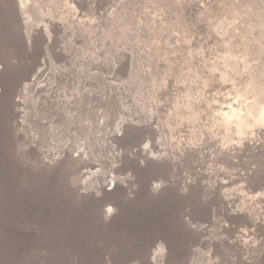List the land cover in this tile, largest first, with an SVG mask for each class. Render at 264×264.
Masks as SVG:
<instances>
[{
	"label": "rangeland",
	"instance_id": "374dc122",
	"mask_svg": "<svg viewBox=\"0 0 264 264\" xmlns=\"http://www.w3.org/2000/svg\"><path fill=\"white\" fill-rule=\"evenodd\" d=\"M263 37L264 0H0V264H264Z\"/></svg>",
	"mask_w": 264,
	"mask_h": 264
},
{
	"label": "bare ground",
	"instance_id": "6f19581e",
	"mask_svg": "<svg viewBox=\"0 0 264 264\" xmlns=\"http://www.w3.org/2000/svg\"><path fill=\"white\" fill-rule=\"evenodd\" d=\"M24 1V0H23ZM20 2V1H19ZM26 3V2H25ZM21 4V3H20ZM212 5H213V3H211ZM230 4V3H229ZM244 5V4H243ZM242 5V6H243ZM249 5V4H248ZM22 6V5H21ZM232 6V5H231ZM231 6H230V9H231ZM248 7V6H247ZM15 8V7H14ZM24 8V7H23ZM22 8V9H23ZM245 8V7H244ZM213 9V8H212ZM225 9V8H224ZM21 10V9H20ZM241 10V9H240ZM234 11V10H233ZM232 12V11H231ZM250 12V11H249ZM114 15V14H113ZM120 16V15H119ZM124 17V16H123ZM248 18H249V16H248ZM124 19V18H123ZM225 19V18H224ZM236 19V18H235ZM119 21V20H118ZM121 21V20H120ZM117 22V21H116ZM233 22V21H232ZM127 23V22H126ZM116 26V25H115ZM118 26V25H117ZM254 28V27H253ZM112 29V28H111ZM121 29V28H120ZM119 30V29H118ZM258 31V30H257ZM254 32V31H253ZM110 35V34H109ZM114 35V34H113ZM255 36V35H254ZM153 38V37H152ZM264 38V37H263ZM235 39V38H234ZM254 39V38H253ZM153 41V40H152ZM255 41V40H254ZM154 42V41H153ZM239 42V41H238ZM253 43V42H252ZM259 46V45H258ZM239 47V46H238ZM203 48V47H202ZM260 48V47H259ZM264 49V48H263ZM263 51V50H262ZM236 55L237 54H235L231 49H227L225 52H224V57L226 58V64H225V66H227V67H229V70H227V72H228V74H226V72H225V74L227 75V76H230V77H233V74L232 73H234L235 72V63L234 62H232L231 61V58H235L236 57ZM254 55V54H253ZM222 58V57H221ZM245 61V60H244ZM225 62V61H224ZM237 68H238V66H237ZM223 70V69H222ZM168 72V71H167ZM223 73V72H222ZM235 74V73H234ZM244 74H246L245 76H244V78L239 82V83H235V84H233V88L236 90V93H238V95L240 94L241 96H244L245 98H248L250 101H248L247 102V104H246V106H247V108L249 107L250 109H264V58L257 64V65H252L250 68H249V70H247V72H245ZM228 79V78H227ZM239 80V79H238ZM236 93H234V94H236ZM236 97H237V95H236ZM241 98V97H240ZM242 99H244V98H242ZM246 100V99H245ZM245 100H243V101H245ZM247 101V100H246ZM244 104V103H243ZM244 108H246V107H244ZM248 108V109H249ZM243 109V108H242ZM244 110V109H243ZM247 110V109H246ZM249 111V110H248ZM247 111V112H248ZM257 111V110H256ZM256 111H254V112H256ZM245 112V111H244ZM246 112V113H247ZM252 112H253V110H252ZM259 112V111H258ZM264 112V111H263ZM262 112V113H263ZM243 115H244V113H242ZM241 114V115H242ZM248 114V113H247ZM261 114V113H260ZM181 115V114H180ZM253 115H255V113L253 114ZM216 116V115H215ZM226 116V115H225ZM236 116V115H235ZM249 116H251V115H249ZM258 116H259V114H258ZM261 116H264V113H263V115L261 114L260 115V117ZM220 116L218 115V118H219ZM222 117V116H221ZM224 117V116H223ZM222 117V118H223ZM237 117V116H236ZM244 117V116H243ZM253 117H255V116H253ZM217 118V117H216ZM239 118V117H238ZM250 118V117H249ZM263 119H264V117H262ZM220 119V118H219ZM225 119H226V117H225ZM224 119V120H225ZM233 119V118H232ZM244 119V118H243ZM251 119H252V117H251ZM257 119H261V118H257ZM238 120V119H237ZM231 121V120H230ZM233 121V120H232ZM236 121V120H235ZM234 121V122H235ZM256 120H254V122H255ZM257 121H259V120H257ZM248 122V123H247ZM247 122H246V120H240V121H238V123L240 124V126H242L243 128H245V127H248L249 128V125H250V123L252 122H249L248 120H247ZM260 122V121H259ZM262 122H263V120H262ZM224 123V122H223ZM233 123V122H232ZM237 123V122H236ZM261 123V122H260ZM228 124H230L229 122H228ZM235 124V123H234ZM239 124H238V127H239ZM253 124V123H252ZM251 124V125H252ZM256 124V123H255ZM262 124V123H261ZM133 125V124H132ZM136 125V124H135ZM222 125V124H221ZM250 125V126H251ZM137 126V125H136ZM223 126H224V124H223ZM256 126V125H255ZM143 127V126H142ZM224 127H226V126H224ZM228 127V126H227ZM232 127V126H231ZM253 127V126H252ZM141 128V127H140ZM234 128V127H233ZM242 128V129H243ZM126 129L127 130H129V131H131V133L133 134L135 131H136V127L134 126V127H132L131 125H127V127H126ZM139 129V128H138ZM147 129H148V127H147ZM237 129V128H236ZM240 129V128H239ZM247 129V128H246ZM230 130V129H229ZM233 130V129H232ZM231 130V131H232ZM238 130V129H237ZM139 131H140V129H139ZM228 131V130H227ZM240 132V131H239ZM243 132V131H242ZM244 132H245V130H244ZM119 140L120 139H124L123 137H120V138H118ZM187 155V154H186ZM192 155V154H191ZM189 156H190V154H189ZM184 157V156H183ZM143 160H144V163L142 164V162L139 164V165H137L140 169H151V168H157V169H161V170H163V171H165L166 172V174H168V176L169 177H171V178H174L176 175H177V173L181 170V168L179 169V167H178V163H176V161H174V162H167V163H159L160 161H155V159H152L151 158V156L150 157H148V156H146V155H144L143 156ZM190 160V157H189V159L188 160H186L185 158H183V159H181V164H183V162H186L187 163V161H189ZM170 161H172V160H170ZM70 162V161H69ZM136 162V161H135ZM72 163V162H71ZM192 163V162H191ZM190 163V164H191ZM163 164V165H162ZM180 165V164H179ZM136 166V167H137ZM181 166V165H180ZM182 167V166H181ZM145 171V170H144ZM179 175V174H178ZM178 177V176H177ZM175 186V184L174 183H171L170 184V186L168 185L167 187H166V189H164V197H165V195H169L168 193L170 192L171 194L169 195V196H171L172 198H176V199H182V201H185V203H187V205H188V207H191L193 204L192 203H194V200H196L195 199V189H194V185H193V183L192 182H188V184L186 185V187H187V189H185L184 191H180V190H178L176 187H174ZM119 187V186H118ZM116 190V189H115ZM151 190H154V189H151ZM166 190H167V193H166ZM118 191V190H117ZM154 191H156V190H154ZM119 192V191H118ZM117 192V193H118ZM151 193H153V192H151ZM108 194V193H107ZM111 195H115V192H113V193H110ZM109 194V195H110ZM154 194V193H153ZM152 194V195H153ZM157 195V194H156ZM159 195V194H158ZM160 195H162V193L160 194ZM116 196V195H115ZM154 196V195H153ZM152 196V197H153ZM160 197V196H159ZM118 198V197H117ZM162 198V197H161ZM171 198V199H172ZM155 199H157V196H156V198ZM175 199V200H176ZM160 200H162V199H160ZM166 200H168V199H166ZM169 201V200H168ZM178 201V200H177ZM165 202H167V201H165ZM169 202H171V201H169ZM168 202V203H169ZM173 202V201H172ZM175 202V201H174ZM180 202V201H179ZM176 203V202H175ZM183 203V202H182ZM181 203V204H182ZM173 204V203H172ZM175 205V204H174ZM182 206H184L183 204H182ZM185 208V207H184ZM183 208H181V210H182ZM193 209V208H192ZM186 210H187V208H186ZM180 212V211H179ZM181 213V212H180ZM185 213V209H184V212H183V214ZM192 214V212L189 210L188 211V216H189V214ZM183 214H181V216L179 217V219H178V217H177V219H178V223H179V227L178 228H181L186 234V236L188 235H191V234H193V233H195V229L192 227V225H189V222H187L188 220L187 219H185V215H183ZM183 215V216H182ZM186 215V216H187ZM238 216V215H237ZM246 218V217H245ZM247 221V220H246ZM176 223V222H175ZM194 235V234H193Z\"/></svg>",
	"mask_w": 264,
	"mask_h": 264
}]
</instances>
